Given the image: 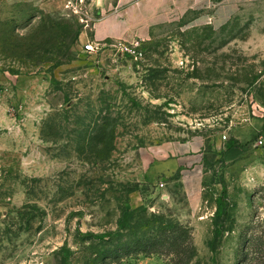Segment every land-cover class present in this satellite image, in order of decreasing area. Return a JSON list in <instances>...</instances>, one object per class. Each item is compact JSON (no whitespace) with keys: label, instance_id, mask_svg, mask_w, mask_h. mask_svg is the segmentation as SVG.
<instances>
[{"label":"rangeland","instance_id":"obj_1","mask_svg":"<svg viewBox=\"0 0 264 264\" xmlns=\"http://www.w3.org/2000/svg\"><path fill=\"white\" fill-rule=\"evenodd\" d=\"M138 1L0 5V264H264L247 246L264 230V0L96 39ZM166 143L181 168L150 178Z\"/></svg>","mask_w":264,"mask_h":264},{"label":"crops","instance_id":"obj_2","mask_svg":"<svg viewBox=\"0 0 264 264\" xmlns=\"http://www.w3.org/2000/svg\"><path fill=\"white\" fill-rule=\"evenodd\" d=\"M19 0H1L0 5ZM31 1L33 5H40L41 0ZM52 8L61 9L66 0H49ZM261 0H139L130 4L114 15L98 22L95 26V37L99 41L116 39L125 36H147L162 23L175 22L184 18L192 11L200 12L197 20L205 23L212 19L214 26L227 23L243 7ZM1 74V61H0ZM147 171L149 177L167 179L175 175L181 168L176 149L171 143L159 148L157 158ZM163 183V182H161Z\"/></svg>","mask_w":264,"mask_h":264},{"label":"trees","instance_id":"obj_3","mask_svg":"<svg viewBox=\"0 0 264 264\" xmlns=\"http://www.w3.org/2000/svg\"><path fill=\"white\" fill-rule=\"evenodd\" d=\"M232 145L233 143L229 145V148L232 147ZM219 200H220L219 209L217 211V220H216L217 221L216 235H219L220 231H222V229L224 228L226 218L228 216L229 201H228V192L226 186H224L223 193L220 196ZM126 215L127 214H125V218L121 222V226H126L127 224L128 215L127 217ZM247 242L249 243L247 246L251 245L253 251H256L257 253L264 255V230L251 233V235L247 237ZM212 244H213V250H215L216 248L215 245H217L216 241H213ZM140 246H146L145 243L140 239H138L135 242L134 247H131L130 244L111 245V247L107 249L106 254L109 257L110 256L117 257L120 256L121 254L130 253L135 249H139ZM246 249L249 250L248 247Z\"/></svg>","mask_w":264,"mask_h":264},{"label":"built area","instance_id":"obj_4","mask_svg":"<svg viewBox=\"0 0 264 264\" xmlns=\"http://www.w3.org/2000/svg\"><path fill=\"white\" fill-rule=\"evenodd\" d=\"M100 49V44L95 43V42H89L88 44L85 45V51L92 53ZM1 92H2V87L0 85V97H1Z\"/></svg>","mask_w":264,"mask_h":264}]
</instances>
